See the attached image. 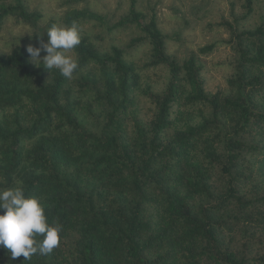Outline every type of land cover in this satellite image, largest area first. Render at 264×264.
I'll return each mask as SVG.
<instances>
[{
    "label": "trees",
    "instance_id": "trees-1",
    "mask_svg": "<svg viewBox=\"0 0 264 264\" xmlns=\"http://www.w3.org/2000/svg\"><path fill=\"white\" fill-rule=\"evenodd\" d=\"M242 1L247 16L256 0ZM14 11L0 0V21ZM84 19L105 23L88 10L66 21ZM224 25L232 38L198 52L234 48L228 93L205 91L196 55L179 62L167 54L155 13L146 20L135 0L111 30L143 33L144 66L168 70L161 92L144 85L117 45L100 50L83 36L72 79L42 60L31 64L19 44L0 53V189L21 185L62 228L50 254L12 260L0 247V264H264V195L242 188H264V22ZM34 38L47 41L46 33ZM134 90L148 98L152 117H134L129 133ZM179 102L189 110L182 127L172 118ZM99 117L92 132L88 123Z\"/></svg>",
    "mask_w": 264,
    "mask_h": 264
},
{
    "label": "rangeland",
    "instance_id": "rangeland-1",
    "mask_svg": "<svg viewBox=\"0 0 264 264\" xmlns=\"http://www.w3.org/2000/svg\"><path fill=\"white\" fill-rule=\"evenodd\" d=\"M131 0H5L15 11L6 15L0 21V53L8 54L16 44L27 50L29 45L40 47L41 42L34 37L45 34L53 25L71 26L67 23L68 16L73 11L88 10L105 18V23L84 19L76 25L80 36L90 38L100 50L117 45L128 61L136 65L144 85L161 92L166 85L168 70L164 66L145 67L149 55V44L143 33L136 26H123L115 30L114 24L128 14ZM138 10L150 19L155 13L157 27L166 35L165 51L179 62L191 55H196L203 65L201 77L204 89L208 93L220 90L229 92L227 79L234 74L239 61L238 54L230 45H222L212 53L200 54L198 48L215 40L232 38V31L224 23H230L240 28L253 29L264 22V0L254 2L253 11L247 15L242 0H135ZM24 13L29 16L25 19ZM76 54L74 51L68 53ZM46 55L40 52V58ZM29 61L37 65L28 53ZM38 63V61H37ZM73 81V80H72ZM73 84V83H71ZM143 85V86H144ZM187 94L188 84L183 86ZM132 96L136 100L133 109L128 113L126 125L129 133L132 131L133 118L148 121L152 117V106L141 90H134ZM172 118L177 119L176 126L182 127L183 117L189 110L186 106L175 103ZM103 118L97 122L91 121L88 126L92 132H98ZM173 128L166 132L171 135ZM256 180L259 177H255ZM249 197L264 195V188H258L253 183L242 187Z\"/></svg>",
    "mask_w": 264,
    "mask_h": 264
},
{
    "label": "clouds",
    "instance_id": "clouds-1",
    "mask_svg": "<svg viewBox=\"0 0 264 264\" xmlns=\"http://www.w3.org/2000/svg\"><path fill=\"white\" fill-rule=\"evenodd\" d=\"M46 35V42L41 41L40 47L29 45L27 52L36 64L42 60L48 70L58 69L64 77L72 79L78 60L68 53L81 42L77 26L53 25ZM42 50L46 55L41 59ZM61 231L60 225L47 222L39 198L26 196L21 185L0 189V247L9 251L12 260L50 254L60 243Z\"/></svg>",
    "mask_w": 264,
    "mask_h": 264
}]
</instances>
